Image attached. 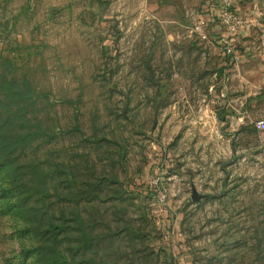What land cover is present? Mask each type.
I'll list each match as a JSON object with an SVG mask.
<instances>
[{
    "label": "rangeland",
    "instance_id": "obj_1",
    "mask_svg": "<svg viewBox=\"0 0 264 264\" xmlns=\"http://www.w3.org/2000/svg\"><path fill=\"white\" fill-rule=\"evenodd\" d=\"M0 72V264H264V0H0Z\"/></svg>",
    "mask_w": 264,
    "mask_h": 264
},
{
    "label": "trees",
    "instance_id": "obj_2",
    "mask_svg": "<svg viewBox=\"0 0 264 264\" xmlns=\"http://www.w3.org/2000/svg\"><path fill=\"white\" fill-rule=\"evenodd\" d=\"M0 78V158L4 159L11 152L22 151L27 143L37 139L35 135L41 136L42 132H23L25 123L22 121L30 122L27 109L34 104V91L27 85H17L14 80H9L4 72H0Z\"/></svg>",
    "mask_w": 264,
    "mask_h": 264
},
{
    "label": "built area",
    "instance_id": "obj_3",
    "mask_svg": "<svg viewBox=\"0 0 264 264\" xmlns=\"http://www.w3.org/2000/svg\"><path fill=\"white\" fill-rule=\"evenodd\" d=\"M257 125L259 129H264V120L259 121Z\"/></svg>",
    "mask_w": 264,
    "mask_h": 264
}]
</instances>
